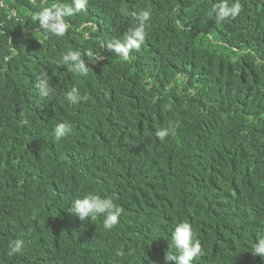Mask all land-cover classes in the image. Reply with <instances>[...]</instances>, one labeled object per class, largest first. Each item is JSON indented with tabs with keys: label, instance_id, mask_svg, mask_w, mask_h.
I'll return each instance as SVG.
<instances>
[{
	"label": "trees",
	"instance_id": "trees-1",
	"mask_svg": "<svg viewBox=\"0 0 264 264\" xmlns=\"http://www.w3.org/2000/svg\"><path fill=\"white\" fill-rule=\"evenodd\" d=\"M215 2L139 0L140 11L152 13L145 41L165 69L154 62L128 64L103 49L129 28L121 25L114 35L111 26L125 0H88L85 11L64 17L69 29L63 37L34 19L44 6L18 0L17 22L0 7L3 264L16 261L8 253L18 239L32 264H164L174 217L190 223L206 246L193 264H264V257L251 254L264 235V168L256 158L264 154V129L256 131L255 147L249 136H236L225 152L208 148L205 139L206 129L220 120L248 124L250 109L264 101V0H239L241 13L219 25L208 19ZM86 22L98 31H77ZM68 51L79 52L91 71L80 75L60 63ZM44 71L54 89L50 98L36 88ZM73 87L82 97L76 105L66 100ZM262 114L257 108L254 126ZM192 117L202 123L200 130ZM62 122L71 134L46 146ZM162 128L170 132L160 141L155 132ZM187 144L192 150L182 157L166 147ZM210 186L215 196L206 205L203 193ZM88 193L114 197L121 220L130 212L137 223L119 221L106 231L102 217L80 221L67 213Z\"/></svg>",
	"mask_w": 264,
	"mask_h": 264
},
{
	"label": "clouds",
	"instance_id": "clouds-1",
	"mask_svg": "<svg viewBox=\"0 0 264 264\" xmlns=\"http://www.w3.org/2000/svg\"><path fill=\"white\" fill-rule=\"evenodd\" d=\"M17 1L18 0H0V7L5 11L7 20L9 21H22V19L18 17L15 8ZM45 1L46 0H40L37 3L36 0H30V2L35 5L44 6L40 11L35 13L34 19L39 22L40 27L45 32L57 37H63L69 29V25L65 22L64 17L85 11L88 4V0H72L71 5L56 3L51 7H46ZM110 1L115 2L117 0ZM125 2L126 4H119L115 8L112 17L115 22L111 26L114 35L119 31L121 25L128 26L129 28L123 37L108 42L103 45V49L106 48L113 52L118 60H122L128 64L140 65L154 62V64L160 68L165 69L164 63L157 60V54L153 46L145 41L146 28L148 27L152 16L151 10L144 9L140 11L139 0H125ZM241 10L242 7L239 0H233L231 4L229 3V0H216L208 13V19L213 20L215 25H219L226 21L234 20L241 13ZM129 18L134 21L132 26L126 23ZM178 23L183 28L182 23H180V21H178ZM85 26L90 27L92 31H98L97 26L91 22H86L77 31H81ZM26 32L30 33L29 31ZM87 36L88 32L85 34V37ZM96 56L100 61L106 60L104 56ZM8 59H10V57H5V60ZM60 63L69 66L70 71L80 75H86L91 71L86 67L85 61L77 51H68L63 54ZM178 78L181 79V76L179 75ZM187 82H190V80H187L185 83ZM170 86H173V84L171 83ZM36 88L38 90V95L41 98L51 97L54 89L50 84L47 72L44 71L38 75ZM81 99L82 97L76 87H73L66 93V100L69 104L76 105ZM257 108L263 112V114L258 117V127L251 123ZM248 119V124L242 127L239 123L231 120H220L216 122L213 126L206 129L205 139L209 143V145L206 146L215 150L221 149L225 152V150L233 144V140L236 136L239 137V140L249 136L255 147L258 140L256 131L258 129H264V101L250 109L248 112ZM194 121L199 124L200 130L202 128V123L198 121L196 117H192L191 124ZM71 132L72 129L70 124L65 122L57 124L54 128V132L53 129L49 132L46 138V146H55L58 141L69 136ZM169 132L170 130L168 128H162L155 132V136L158 140L163 141L169 135ZM191 136L193 140H195L193 134H191ZM213 136H217L216 141H213ZM166 147L170 155L179 157H182L183 152L192 150V144H187L185 149H177L174 147L170 149L168 146ZM196 149V151H199L197 146ZM256 158H258V161L262 163L264 168V154H261ZM86 159L87 158H81L79 161H85ZM214 196L215 190L210 186L208 190L203 193L204 203L210 205ZM122 212L123 209L114 202V197H102L99 194L88 193L81 198L75 199L67 213L78 218L80 221H85L86 219L92 221L102 217L103 228L106 231H112L118 225L119 221L124 224L125 227L137 223L136 215L130 212H128L124 219L121 220ZM181 212V207H178L177 215ZM172 219L177 222V224L173 227L170 234L171 241L169 243V250L164 257V264H169L170 261L174 262V264H193V261L198 260L204 255L206 246L201 245V241L195 236L193 227L190 223L180 221L176 217ZM23 250L24 241L22 239L13 241L8 254L10 256L14 255L16 261L11 262L8 260L9 264H24L22 260L29 261V263L32 264L28 258L23 256ZM251 254L260 258L264 257V235H261L255 242ZM3 259L4 258L0 256V264H3Z\"/></svg>",
	"mask_w": 264,
	"mask_h": 264
}]
</instances>
